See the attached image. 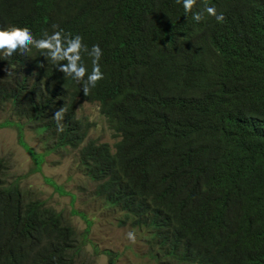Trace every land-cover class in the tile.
Segmentation results:
<instances>
[{"label":"trees","instance_id":"1","mask_svg":"<svg viewBox=\"0 0 264 264\" xmlns=\"http://www.w3.org/2000/svg\"><path fill=\"white\" fill-rule=\"evenodd\" d=\"M205 6L224 21H195ZM53 25L116 53L120 76L130 64L128 95L118 78L85 96L33 49L0 55V102L76 149L89 125L74 98L99 101L120 141L90 142L82 167L157 264H264V0H197L191 13L176 0H0V30L40 39ZM80 248L60 213L0 176V264H77Z\"/></svg>","mask_w":264,"mask_h":264},{"label":"rangeland","instance_id":"2","mask_svg":"<svg viewBox=\"0 0 264 264\" xmlns=\"http://www.w3.org/2000/svg\"><path fill=\"white\" fill-rule=\"evenodd\" d=\"M76 106L78 117L93 128L81 147L72 150L53 143L49 135L13 115L11 104H0V176L4 185H18L27 199L45 202L74 227L81 247L77 264H157L141 232L134 230L135 244L126 238L133 229L120 224L123 212L111 209L97 196L98 184L81 166L80 151L89 141L108 143L114 150L118 140L98 101L79 98Z\"/></svg>","mask_w":264,"mask_h":264},{"label":"clouds","instance_id":"3","mask_svg":"<svg viewBox=\"0 0 264 264\" xmlns=\"http://www.w3.org/2000/svg\"><path fill=\"white\" fill-rule=\"evenodd\" d=\"M176 2L182 3L186 13H191L193 7L196 5L197 0H176ZM205 14L208 17L215 18V20L219 23H222L225 19L224 14L218 13L217 9L212 6H205L203 9V13L197 12L193 15L192 18L195 21L200 22L205 19ZM52 27L53 31L51 33L47 31L44 32L43 37L40 39H36L28 27L21 28L16 26H9L6 29L0 30V55H2L3 57H12L15 54L28 56L31 55L33 49H36L50 65L55 66L58 71L63 73V77L65 79H70L76 82L80 86L85 96H88L91 93V90H94L96 87L103 88L105 86L112 85L113 81H116V79L118 78L122 79L121 81L119 80L122 86V97L124 98L128 95L129 87L127 86L131 83V77H129L131 74V66H129L130 64H122L120 68L123 71V74L122 76H120V69L117 68V65H120V63L114 64V61L116 60L117 62L118 60V56L116 53L110 54L108 49H106V47H104L100 42L99 45L91 46V49L89 50V48L83 43V38L80 35L65 33L62 29H59L58 25H53ZM166 42L168 43L167 36H165V39L163 38V36L154 37V49H161V53L164 52L167 48ZM82 53H86L91 59L90 73L87 66L83 63ZM111 56L114 58V61L110 59ZM39 67L43 68L44 65L40 64ZM125 81L127 84L125 83ZM70 91L72 94L73 89H70ZM79 98L84 97L77 95L74 99L78 100ZM0 104L7 105L11 104V102H0ZM99 108L101 112L100 103ZM77 110L78 108L76 106V114L78 113ZM64 111V107L60 108L53 117L58 122V132L63 131V125L59 122L63 119ZM13 115L21 118L22 120H25L34 130H36L34 126L27 121L26 118H22L23 116H18L14 112ZM78 118L81 119L80 117ZM104 118L106 119L105 116ZM85 124L89 125V129L91 128V126L93 128V125L89 122H86ZM117 140L120 141V139ZM90 142L95 141H89L82 148V150ZM53 143L55 142L53 141ZM95 143L98 144L102 142L97 141ZM79 148L71 149L77 150ZM110 148L112 149L111 146ZM82 150L80 151L81 166L83 165L81 161ZM30 152H32V150H30ZM126 238L133 244L137 242V236L134 230L129 231Z\"/></svg>","mask_w":264,"mask_h":264}]
</instances>
